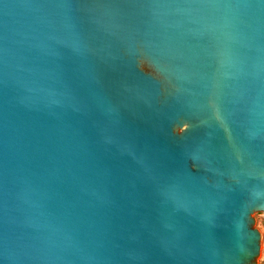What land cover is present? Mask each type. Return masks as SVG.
Segmentation results:
<instances>
[{"label":"water","instance_id":"1","mask_svg":"<svg viewBox=\"0 0 264 264\" xmlns=\"http://www.w3.org/2000/svg\"><path fill=\"white\" fill-rule=\"evenodd\" d=\"M258 194L264 0H0V264H260Z\"/></svg>","mask_w":264,"mask_h":264},{"label":"snow or ice","instance_id":"2","mask_svg":"<svg viewBox=\"0 0 264 264\" xmlns=\"http://www.w3.org/2000/svg\"><path fill=\"white\" fill-rule=\"evenodd\" d=\"M153 62V61H152ZM153 68L154 70H158V67L156 64L153 62ZM218 120L221 119L219 115L216 117ZM254 203H264V196H261L260 194L256 195L255 197H249L247 198V201L244 203H241L235 210V214L237 219H245L247 220L248 216L251 213L252 206ZM256 238V234L254 232H250L247 230V227L244 229V238H243V243L244 247L239 249V255H246L248 254V248H247V243L253 239Z\"/></svg>","mask_w":264,"mask_h":264},{"label":"rangeland","instance_id":"3","mask_svg":"<svg viewBox=\"0 0 264 264\" xmlns=\"http://www.w3.org/2000/svg\"><path fill=\"white\" fill-rule=\"evenodd\" d=\"M252 217L254 218L253 226L258 228L261 233V241H260V253L258 255L257 261L260 264H264V213H252Z\"/></svg>","mask_w":264,"mask_h":264}]
</instances>
